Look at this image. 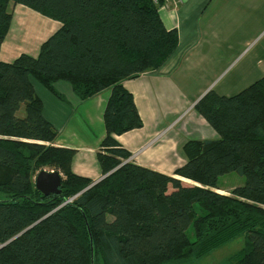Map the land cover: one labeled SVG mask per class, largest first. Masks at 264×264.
<instances>
[{
    "label": "trees",
    "instance_id": "16d2710c",
    "mask_svg": "<svg viewBox=\"0 0 264 264\" xmlns=\"http://www.w3.org/2000/svg\"><path fill=\"white\" fill-rule=\"evenodd\" d=\"M164 0H0V46L23 5L56 20L37 55L0 60V264H193L242 236L221 264H264V76L232 95L207 91L194 105L217 134L189 139L173 176L126 161L116 135L141 127L123 80L157 70L178 46L158 13ZM33 81L81 101L109 89L97 182L71 169L74 150L54 146ZM23 109L22 115L18 112ZM125 161V162H123ZM61 173L60 193L35 188ZM242 186L221 193L218 178Z\"/></svg>",
    "mask_w": 264,
    "mask_h": 264
},
{
    "label": "crops",
    "instance_id": "0c3cea01",
    "mask_svg": "<svg viewBox=\"0 0 264 264\" xmlns=\"http://www.w3.org/2000/svg\"><path fill=\"white\" fill-rule=\"evenodd\" d=\"M246 1L164 0L160 5L161 21L166 29L177 30L178 46L157 70L143 72L122 82L133 95L142 120L141 127L115 136L129 153L126 161L173 175L175 169L185 162L183 145L187 140L216 136L207 122L194 112V105L213 83L202 76L206 69L215 72L217 67L208 68V65L221 63L231 52L233 34L223 29H227L230 15L237 13ZM12 8L11 23L0 46V60L5 62L13 61L21 53L37 55L41 42L59 27L57 21L43 19L38 12L26 6L17 4ZM26 16L34 22L26 20ZM254 21L255 16L249 19V24ZM258 23L255 22L256 25ZM44 24L47 29L43 28ZM12 32L24 48L16 46L17 49L9 55L4 44ZM263 76L264 64L248 62L221 85L217 94H235ZM33 88L42 100L45 118L57 130L53 145L74 150L72 171L93 182L104 177L97 154L107 152L101 146L105 136L102 114L110 90L105 89L81 101L65 81L54 84L56 93L49 92L35 81ZM228 91L235 92L227 94ZM183 113L184 117L193 114L198 118H189L183 130L174 129V121ZM173 176L194 184L191 180Z\"/></svg>",
    "mask_w": 264,
    "mask_h": 264
},
{
    "label": "rangeland",
    "instance_id": "374dc122",
    "mask_svg": "<svg viewBox=\"0 0 264 264\" xmlns=\"http://www.w3.org/2000/svg\"><path fill=\"white\" fill-rule=\"evenodd\" d=\"M12 6L13 5H9L11 11L13 9ZM15 12L17 11L15 10ZM254 16V23L249 24V19ZM41 17H43V19H48L49 21H56L43 15H41ZM25 19H29L28 16H26ZM29 20L34 22V19L32 18ZM257 21H259L258 25L255 24ZM214 27L219 34L216 24H214ZM226 27L227 29H223L224 32L226 30H230L234 37V41L231 46V52L229 55L226 53L228 57L221 63L208 65V68L213 66L217 67L214 73L206 69L202 75L207 80L213 81L209 87V90H212L215 93H217V91L220 92L219 90L221 85H224L227 81H229L233 75L248 62L259 61V64H264V0H247L241 5L240 10L237 13L230 15L229 19L227 20ZM43 28L47 29L48 26L44 24ZM16 46H20L19 48H24L23 44L14 36V33L12 32L6 38L4 48L10 55L17 49ZM213 58L215 59V57ZM230 92L235 91H228L227 94H231ZM22 112L23 109L21 108L18 114L22 115ZM194 112L199 116L195 108ZM184 114L185 113L180 115V117L174 121V129L178 128L183 130V127H185L189 118H198L193 114L184 117ZM169 130L170 129H168L166 132ZM59 174L61 175V173ZM244 182V176L236 172L225 173L218 178L217 185L220 187L218 191L228 194L234 187L242 186ZM241 246L242 236L224 244L210 254L195 261L193 264H221L227 256L238 250Z\"/></svg>",
    "mask_w": 264,
    "mask_h": 264
},
{
    "label": "water",
    "instance_id": "95a60500",
    "mask_svg": "<svg viewBox=\"0 0 264 264\" xmlns=\"http://www.w3.org/2000/svg\"><path fill=\"white\" fill-rule=\"evenodd\" d=\"M61 175L57 171H39L34 178V185L45 196L60 193Z\"/></svg>",
    "mask_w": 264,
    "mask_h": 264
},
{
    "label": "built area",
    "instance_id": "2783aa9c",
    "mask_svg": "<svg viewBox=\"0 0 264 264\" xmlns=\"http://www.w3.org/2000/svg\"><path fill=\"white\" fill-rule=\"evenodd\" d=\"M154 2H156L157 0H153ZM127 160V159H126Z\"/></svg>",
    "mask_w": 264,
    "mask_h": 264
}]
</instances>
